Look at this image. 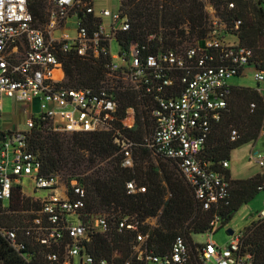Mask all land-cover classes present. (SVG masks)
<instances>
[{
	"label": "built area",
	"instance_id": "1",
	"mask_svg": "<svg viewBox=\"0 0 264 264\" xmlns=\"http://www.w3.org/2000/svg\"><path fill=\"white\" fill-rule=\"evenodd\" d=\"M119 1L118 8L111 10L97 9L94 0H50L48 20L41 27L34 25L27 0H0V117L4 99L39 100V114H30L24 129L0 131V214H24L16 225L0 224V239L26 262L31 261L27 245L38 243L46 249L44 258L51 264H76L75 259L78 264H107L106 260L96 262L86 243L96 233L108 234L114 221L108 214L85 210L86 192L78 177L64 187L60 171L47 176L41 173L42 158L31 146L36 132H109L121 155V167L132 168L138 144L126 132L135 126L136 109L126 108L119 118V107L122 93H134L140 110H148L154 122L141 145L170 161L202 208L209 210L229 193L226 176L201 161L206 137L231 94L228 79L242 75L245 66L252 64L255 90L264 100V67L254 63L253 51L240 45L236 34L231 41L212 29L202 43L177 48L164 47L160 34L149 35L145 43L127 40L122 45L120 35L129 32L131 25ZM228 5L233 7V3ZM240 25L241 20H235L234 30ZM71 53L103 59L104 74L98 86L76 89L65 84L59 54ZM260 137H264V116ZM236 138L232 130L230 139ZM252 158L264 174V152L255 151ZM220 164L223 169L229 167L228 160ZM125 188L128 194L146 192L145 186L133 180ZM15 191L22 199L34 197L38 209L12 211ZM115 222L118 232H135L134 251L147 264H251V256L241 250L243 233L233 232L224 246L211 241L217 218L205 232L206 243L194 240L190 247L184 237L177 236L163 256L148 249V234L140 232L129 216H119ZM53 247L56 250L49 251Z\"/></svg>",
	"mask_w": 264,
	"mask_h": 264
},
{
	"label": "trees",
	"instance_id": "2",
	"mask_svg": "<svg viewBox=\"0 0 264 264\" xmlns=\"http://www.w3.org/2000/svg\"><path fill=\"white\" fill-rule=\"evenodd\" d=\"M207 2L226 23L227 31L238 36L239 44L253 51L254 63L264 67V0ZM229 3H233L232 8H229ZM27 7L34 25L43 27L48 20L45 0H27ZM119 9L128 17L131 25L129 32L120 35L122 45L127 40L145 43L149 35L160 34L164 47L177 48L188 43H202L212 31L204 0H120ZM237 19L241 20V25L234 30L233 22ZM59 58L68 87L81 89L99 85L104 74L102 58L86 59L72 53L59 54ZM251 103L255 104L253 110ZM139 105L134 93L120 95L119 118L124 117L126 108L136 109L135 126L126 132L138 144L133 150L134 166L129 169L121 167V155L109 132L66 135L44 130L36 132L31 140L32 149L42 158L41 173L45 176L65 169L72 173L70 178H73L75 169L94 165L97 160L109 159L100 170L78 178L86 192L85 210L93 214L105 211L114 217L108 234L96 233L86 243L87 251L96 262L106 260L107 264H147L134 251L135 232L116 230L115 220L119 216H129L137 222L139 231L148 234V249L155 256H163L170 251L177 236L184 237L187 244L193 247V236L205 234L216 218L220 223L216 229L223 227L243 205L264 190V174L248 179H232L230 172L220 164L230 159L232 150L255 142L259 137L264 100L255 89L232 86L225 110L219 121L212 124L206 137L201 153L202 163H209L210 169L223 173L229 181L228 197L209 210L202 208L190 186L170 161L161 157H157L158 164L151 161V156L155 155L141 142L147 136L145 133L152 132L154 122L149 120L148 110L141 111ZM232 130L237 132V138L233 141L230 139ZM132 180L145 186L146 192L128 194L125 183ZM10 206L12 211L37 210L39 202L30 197L22 199L15 191ZM150 218H156L154 226L146 222ZM18 222L9 214H0L2 225L13 226ZM242 233V252L251 256V264H264V217L251 223ZM55 250L53 247L49 251ZM27 251L31 254L30 262L24 261L0 239V264H51L44 258V246L28 244Z\"/></svg>",
	"mask_w": 264,
	"mask_h": 264
},
{
	"label": "rangeland",
	"instance_id": "3",
	"mask_svg": "<svg viewBox=\"0 0 264 264\" xmlns=\"http://www.w3.org/2000/svg\"><path fill=\"white\" fill-rule=\"evenodd\" d=\"M118 1L119 0H94V5L97 9L101 8H110L111 10H116L118 8ZM205 1V9L208 13L209 19L212 22V29L218 36L221 37H228L231 41L235 38L233 33H229L227 30V25L221 19L217 16L216 10L211 6L207 0ZM46 2V11L49 8L50 0H45ZM68 27L72 26L71 23H68ZM63 32L62 30L58 31V35H61ZM113 52H118V48L116 47V44L113 43ZM255 68L254 66L247 65L244 68V72L240 76L232 77L228 79V84L232 86H239V87H248L252 89L257 88V81L254 78ZM264 86V83L261 84ZM23 98H7L4 99L2 110H1V117H0V131H7L9 129H24L25 128V121L30 116V114L38 115L39 114V100L34 99L31 102L23 101ZM149 120L152 121L151 116L149 115ZM143 116V120H144ZM150 132L148 131L145 133V135H148ZM249 145H245L240 149L239 151H235V153L238 154V152H242V150H248ZM247 155V154H245ZM239 156V155H238ZM139 158V156H136ZM247 156V160H248ZM245 159V160H246ZM109 159L105 160H97L94 165H87L89 167H82L80 169H75L74 176L81 179L83 176L90 174L92 172H95L97 170H100L102 167L106 166L107 161ZM135 161V157H134ZM151 161L155 164H158V158L155 156H151ZM233 165L237 162L234 160ZM257 165V164H255ZM172 167V166H170ZM258 167V165H257ZM60 175L62 176V185L65 187L66 182L70 180V176H72V173L67 170H61ZM25 185V184H24ZM26 189L29 190L30 186H26ZM29 195V194H28ZM28 197L33 198L31 195ZM262 204H264V193H259L258 196L255 197L254 200H252L250 203L243 205L231 218V220L224 225L223 227H219L214 232V235L211 238V241L215 243L218 246H224L230 240L232 239V236L228 233V229H232L236 233H242L247 226H249L252 221H255L257 218L258 213H260V209L262 207ZM108 212L100 211L97 214L98 215H104ZM24 215L22 211L15 212L14 214L10 215L13 216L14 219L21 220ZM147 223L151 226H154L156 224V218H150L148 219ZM220 224V223H219ZM217 224V226H219ZM195 242L199 244H204L207 241V235L206 234H198L193 236ZM75 263L78 264V260L75 259Z\"/></svg>",
	"mask_w": 264,
	"mask_h": 264
},
{
	"label": "crops",
	"instance_id": "4",
	"mask_svg": "<svg viewBox=\"0 0 264 264\" xmlns=\"http://www.w3.org/2000/svg\"><path fill=\"white\" fill-rule=\"evenodd\" d=\"M245 145H249L248 150H242V152L240 151V152H238V154L235 153V151H239ZM245 145H242V146L232 150L230 153V159L228 160L229 161V167L227 168V170L230 172V176L232 179H248V178H251L257 174H262L261 169L259 167H257V165H255L256 163H255L254 159L252 158V153L255 151L264 152V137H260L255 142L248 143ZM245 154H247V155H245ZM247 156L249 157L248 160L246 159ZM234 160L237 163L233 165L232 162ZM261 192L264 193V190H261L259 193H261ZM258 194L256 196H258ZM261 217H264V204H262V207L260 209V213H258L255 221H257ZM255 221H252V223Z\"/></svg>",
	"mask_w": 264,
	"mask_h": 264
},
{
	"label": "water",
	"instance_id": "5",
	"mask_svg": "<svg viewBox=\"0 0 264 264\" xmlns=\"http://www.w3.org/2000/svg\"><path fill=\"white\" fill-rule=\"evenodd\" d=\"M233 230L232 229H228V233L230 234V235H232L233 234Z\"/></svg>",
	"mask_w": 264,
	"mask_h": 264
}]
</instances>
